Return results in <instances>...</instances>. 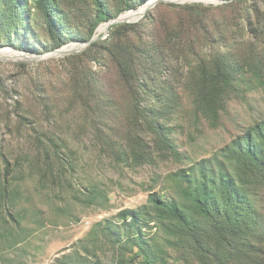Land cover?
Listing matches in <instances>:
<instances>
[{"label":"rangeland","instance_id":"374dc122","mask_svg":"<svg viewBox=\"0 0 264 264\" xmlns=\"http://www.w3.org/2000/svg\"><path fill=\"white\" fill-rule=\"evenodd\" d=\"M58 1L70 18L69 32L88 33L94 23V2ZM105 2L113 13L125 8L121 0ZM161 4L159 14L182 15L186 10L171 7L179 5L189 7V12L200 6L197 11L210 15V7L223 3L171 0L157 6ZM25 14L27 31L21 41L36 50L0 42L1 51H23L34 59L28 62L13 60L20 56H0V186L7 184L0 192V264H142L138 249L114 245L105 229L121 227L120 213L143 209L150 194L177 197L175 173L213 159L264 116V84L255 76L258 70L249 65L241 68L217 122L205 118L194 105V96L181 88L170 126L183 158L166 156L169 153L162 156L152 136L145 134L147 145L156 153L150 163L145 156L149 149L141 150L128 141L132 127L129 96L107 56L91 63L108 92L105 106L109 115L94 118L73 95L68 56L54 57L52 49H43L50 38L42 29L39 14ZM106 23L98 25L94 36ZM110 33L111 28L101 32L100 40ZM2 35L4 28H0V41ZM236 41L231 40L235 61L246 57L253 63L250 54L243 56L248 49ZM82 43L85 41H70L64 47ZM144 234L156 236L158 255L170 264H191L183 253L167 250L162 234L157 235L154 227L146 228Z\"/></svg>","mask_w":264,"mask_h":264},{"label":"trees","instance_id":"16d2710c","mask_svg":"<svg viewBox=\"0 0 264 264\" xmlns=\"http://www.w3.org/2000/svg\"><path fill=\"white\" fill-rule=\"evenodd\" d=\"M92 1L96 12L90 30L72 33L67 29L70 18L58 0H0V28L5 30L0 42L36 50L21 41L27 31L26 11L39 14L50 38L43 49L54 51L75 40L87 42L101 22L148 0H121L125 8L117 13L109 11L105 0ZM223 1L208 8L210 15L197 11L200 6L189 12V7L179 5L171 7L186 10L182 15L159 14L161 4L140 22L115 25L107 39L66 58L74 97L88 114L102 118L108 114V92L91 63L107 56L129 96L132 127L128 141L141 150L147 147L150 163L156 153L147 145L145 134L152 136L162 156L183 158L170 126L181 88L194 96V105L205 118L217 122L241 68H257L255 76L264 84V1ZM234 39L248 49L243 56L250 54L253 63L246 57L235 61ZM172 177L179 184L177 197L150 194L143 209L120 213L121 227L105 229L114 245L138 249L142 264H170L158 255L156 236L144 234L146 228L154 227L157 235L162 234L164 247L183 253L188 263L264 264V116L213 159ZM6 189L7 184H1L0 192Z\"/></svg>","mask_w":264,"mask_h":264},{"label":"water","instance_id":"95a60500","mask_svg":"<svg viewBox=\"0 0 264 264\" xmlns=\"http://www.w3.org/2000/svg\"><path fill=\"white\" fill-rule=\"evenodd\" d=\"M164 2H170V1H166V0H152V1H150L145 6H143V7H145V11L143 13L140 14L139 12H137L138 19L135 20V21H131V20H128V19L124 18L125 14H122L119 17L108 21L106 23L105 33H107L109 31V29L111 27L115 26V25H122V24H127V23H135V22L140 21L141 19L145 18L147 13H149V11L154 9L158 4L164 3ZM198 3L212 4V3H224V1L223 0H212L211 2H208V3H206V2H198ZM140 9H138L136 11H140ZM101 38H103V37L100 36V35H95L90 41H87L85 43L78 44V45H75V46H71V45L66 46V47L63 46L60 49L54 50L53 51V56L54 57H66V56H70V55L76 54L81 49L85 48L86 46H90L94 42L99 41ZM19 52H20L21 55H20V57L17 58L18 61H28V62H30V61L34 60L33 58H30L28 56V54H26V52H23V51H19ZM0 59H2V58H0Z\"/></svg>","mask_w":264,"mask_h":264},{"label":"bare ground","instance_id":"6f19581e","mask_svg":"<svg viewBox=\"0 0 264 264\" xmlns=\"http://www.w3.org/2000/svg\"><path fill=\"white\" fill-rule=\"evenodd\" d=\"M166 1H171V0H166ZM173 1H176V0H173ZM180 1V0H179ZM184 1H190V2H211V0H184ZM145 11V7L141 8L140 11H136V10H132V11H129L127 13H125L124 15V18L128 19V20H131V21H135L138 19V15H137V12H139L140 14L143 13ZM105 28H106V25L101 27L100 30L98 31V35L101 33V32H104L105 31ZM20 52H16V51H12V50H9V51H1L0 50V56H4V57H11V56H20ZM12 59V58H10ZM13 60H17V59H13Z\"/></svg>","mask_w":264,"mask_h":264}]
</instances>
